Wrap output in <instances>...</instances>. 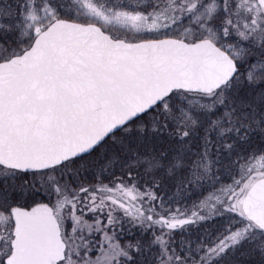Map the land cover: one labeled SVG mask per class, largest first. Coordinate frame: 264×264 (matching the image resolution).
<instances>
[{
	"label": "snow or ice",
	"instance_id": "1",
	"mask_svg": "<svg viewBox=\"0 0 264 264\" xmlns=\"http://www.w3.org/2000/svg\"><path fill=\"white\" fill-rule=\"evenodd\" d=\"M0 264H264V0H0Z\"/></svg>",
	"mask_w": 264,
	"mask_h": 264
}]
</instances>
